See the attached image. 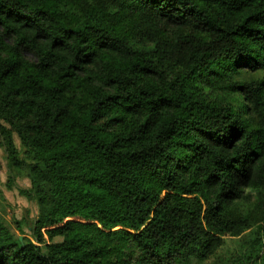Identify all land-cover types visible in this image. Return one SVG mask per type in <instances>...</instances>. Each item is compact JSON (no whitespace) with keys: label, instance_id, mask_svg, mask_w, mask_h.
I'll return each mask as SVG.
<instances>
[{"label":"trees","instance_id":"obj_1","mask_svg":"<svg viewBox=\"0 0 264 264\" xmlns=\"http://www.w3.org/2000/svg\"><path fill=\"white\" fill-rule=\"evenodd\" d=\"M261 73L264 0H0V139L38 206L0 264H205L249 232L235 263L264 264Z\"/></svg>","mask_w":264,"mask_h":264},{"label":"rangeland","instance_id":"obj_2","mask_svg":"<svg viewBox=\"0 0 264 264\" xmlns=\"http://www.w3.org/2000/svg\"><path fill=\"white\" fill-rule=\"evenodd\" d=\"M259 77H264L261 73ZM250 79L245 76L244 79ZM201 89L209 98H215L217 93L205 86ZM20 146V141L15 136ZM26 191L33 194L31 176L26 168L20 171L12 170L7 161V155L0 139V220L7 230L16 238H31L30 227L38 215V206L34 198L26 197L21 193ZM19 222L22 230L18 228ZM254 234L247 233L241 238L226 237L225 246L216 258L205 264H236L247 257L254 248Z\"/></svg>","mask_w":264,"mask_h":264}]
</instances>
